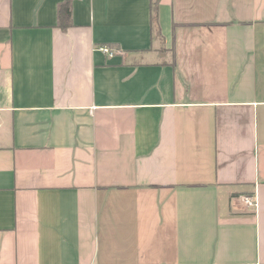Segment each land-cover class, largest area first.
Wrapping results in <instances>:
<instances>
[{
  "label": "crops",
  "instance_id": "1",
  "mask_svg": "<svg viewBox=\"0 0 264 264\" xmlns=\"http://www.w3.org/2000/svg\"><path fill=\"white\" fill-rule=\"evenodd\" d=\"M61 1L0 0V264H264V0Z\"/></svg>",
  "mask_w": 264,
  "mask_h": 264
},
{
  "label": "trees",
  "instance_id": "2",
  "mask_svg": "<svg viewBox=\"0 0 264 264\" xmlns=\"http://www.w3.org/2000/svg\"><path fill=\"white\" fill-rule=\"evenodd\" d=\"M71 1L72 0H62L57 5V25L61 28H66L71 25ZM157 5L153 4V9L151 13V20L156 24L157 20Z\"/></svg>",
  "mask_w": 264,
  "mask_h": 264
},
{
  "label": "built area",
  "instance_id": "3",
  "mask_svg": "<svg viewBox=\"0 0 264 264\" xmlns=\"http://www.w3.org/2000/svg\"><path fill=\"white\" fill-rule=\"evenodd\" d=\"M99 49H101L103 52H105L109 55H112L116 52L115 48L110 47L108 45H103ZM241 200H242L243 204L246 206H250L253 208H255L257 206V200H256L255 196H253V195H243V196H241Z\"/></svg>",
  "mask_w": 264,
  "mask_h": 264
}]
</instances>
